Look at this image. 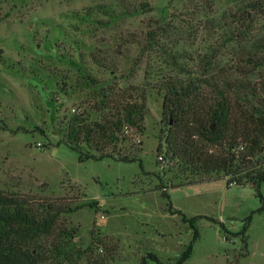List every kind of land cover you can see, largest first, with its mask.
<instances>
[{
	"label": "rangeland",
	"instance_id": "obj_1",
	"mask_svg": "<svg viewBox=\"0 0 264 264\" xmlns=\"http://www.w3.org/2000/svg\"><path fill=\"white\" fill-rule=\"evenodd\" d=\"M258 1L0 0V191L33 205L95 203L57 225L103 264L147 253L174 264L193 230L169 213L165 187L173 210L202 217L186 264H264V183L261 198L223 179L184 185L165 144L180 124L163 108L172 83L212 96L216 84L232 95L264 79ZM134 102L145 107L140 128H123L110 158L79 162L65 142L70 119L101 123Z\"/></svg>",
	"mask_w": 264,
	"mask_h": 264
},
{
	"label": "trees",
	"instance_id": "obj_2",
	"mask_svg": "<svg viewBox=\"0 0 264 264\" xmlns=\"http://www.w3.org/2000/svg\"><path fill=\"white\" fill-rule=\"evenodd\" d=\"M258 2L257 10H261L258 14H264V0ZM248 21L252 19L248 17ZM176 84L166 87L163 108L173 122L180 124V130L168 135L165 144L167 153L191 178L184 185L223 179L227 187L250 185L261 198L264 158L259 156L264 154V79L257 85L247 84L232 95L217 84L212 96L192 89L190 84ZM144 116V105L134 102L121 105L112 120L101 123H91L84 116L73 117L68 123L66 146L78 153L79 162L110 158L103 151L119 141L123 128H140ZM83 144L100 155L83 154ZM135 161L125 156L119 160ZM156 190H162L161 197L168 201L169 213L179 215L193 230L192 241L174 263L186 264L198 237L194 223L202 217L187 218L173 210L165 187ZM83 206L94 209L95 203L71 207L43 201L33 205L0 191V264H103L104 258L96 248L82 249L75 245L76 229L57 225L61 215ZM246 229L247 224L243 232ZM148 259L163 264L154 253H147L141 264H148Z\"/></svg>",
	"mask_w": 264,
	"mask_h": 264
},
{
	"label": "built area",
	"instance_id": "obj_3",
	"mask_svg": "<svg viewBox=\"0 0 264 264\" xmlns=\"http://www.w3.org/2000/svg\"><path fill=\"white\" fill-rule=\"evenodd\" d=\"M103 216H101V218H102Z\"/></svg>",
	"mask_w": 264,
	"mask_h": 264
}]
</instances>
